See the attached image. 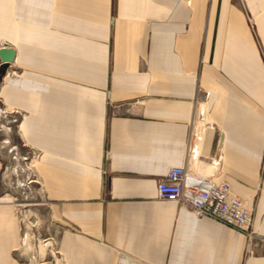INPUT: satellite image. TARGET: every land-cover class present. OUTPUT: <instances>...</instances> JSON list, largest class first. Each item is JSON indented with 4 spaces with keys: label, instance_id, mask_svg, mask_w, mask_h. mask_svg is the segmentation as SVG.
<instances>
[{
    "label": "crops",
    "instance_id": "0c3cea01",
    "mask_svg": "<svg viewBox=\"0 0 264 264\" xmlns=\"http://www.w3.org/2000/svg\"><path fill=\"white\" fill-rule=\"evenodd\" d=\"M1 39L0 101L61 264H264V244L244 257L241 232L156 196L188 152L264 236V0H0ZM15 205L0 187V264H22Z\"/></svg>",
    "mask_w": 264,
    "mask_h": 264
},
{
    "label": "rangeland",
    "instance_id": "374dc122",
    "mask_svg": "<svg viewBox=\"0 0 264 264\" xmlns=\"http://www.w3.org/2000/svg\"><path fill=\"white\" fill-rule=\"evenodd\" d=\"M8 68H4L0 81ZM20 117L4 109L0 101V187L16 204L20 260L22 264H61L57 245L60 222L35 172V153L20 136Z\"/></svg>",
    "mask_w": 264,
    "mask_h": 264
},
{
    "label": "built area",
    "instance_id": "2783aa9c",
    "mask_svg": "<svg viewBox=\"0 0 264 264\" xmlns=\"http://www.w3.org/2000/svg\"><path fill=\"white\" fill-rule=\"evenodd\" d=\"M3 46L8 44L0 40V47ZM188 156L187 152L183 166L166 169L156 183L157 198L177 202L198 217L211 218L238 230L245 237L244 257L249 256L253 245L264 244V236L251 227V209L230 190L226 180L213 181L190 172Z\"/></svg>",
    "mask_w": 264,
    "mask_h": 264
},
{
    "label": "water",
    "instance_id": "95a60500",
    "mask_svg": "<svg viewBox=\"0 0 264 264\" xmlns=\"http://www.w3.org/2000/svg\"><path fill=\"white\" fill-rule=\"evenodd\" d=\"M14 57V50L10 46L0 47V65L1 73H3L4 68L12 62Z\"/></svg>",
    "mask_w": 264,
    "mask_h": 264
},
{
    "label": "bare ground",
    "instance_id": "6f19581e",
    "mask_svg": "<svg viewBox=\"0 0 264 264\" xmlns=\"http://www.w3.org/2000/svg\"><path fill=\"white\" fill-rule=\"evenodd\" d=\"M203 125V124H202Z\"/></svg>",
    "mask_w": 264,
    "mask_h": 264
}]
</instances>
